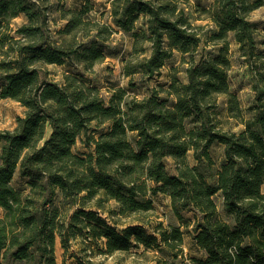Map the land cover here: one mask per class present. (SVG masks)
<instances>
[{"label":"trees","instance_id":"obj_1","mask_svg":"<svg viewBox=\"0 0 264 264\" xmlns=\"http://www.w3.org/2000/svg\"><path fill=\"white\" fill-rule=\"evenodd\" d=\"M185 1L111 0V23L89 17L86 3L64 10L55 32L51 0H0V99L24 108L14 129H0V264H58L59 237L66 253L82 238L75 264H105L94 260V245L106 257L158 249L167 256L160 264H264V102L244 120L230 87L228 41L234 33L264 90V40L250 19L264 0H214L205 11L219 49L199 59L207 42ZM118 32L133 40L126 77H161L179 52L187 80L174 67L143 98L125 88L105 97L87 74L111 55ZM50 66L72 70L58 81ZM222 97L241 132L222 128ZM216 143L225 154L217 173ZM17 172L28 190L13 185ZM150 194L171 199L180 225L153 226ZM191 226L201 257L184 254L182 228Z\"/></svg>","mask_w":264,"mask_h":264},{"label":"rangeland","instance_id":"obj_2","mask_svg":"<svg viewBox=\"0 0 264 264\" xmlns=\"http://www.w3.org/2000/svg\"><path fill=\"white\" fill-rule=\"evenodd\" d=\"M185 7L190 14L195 26L202 27L204 41L207 42L206 49L202 45L197 58L201 54H216L219 47L213 45L211 36L217 32V27L207 19L208 13L205 9H209L214 3V0H186ZM90 4L92 12L89 17L101 21H110L111 0H51V25L53 31L57 32L64 28L66 21L61 15L64 10L81 9L85 4ZM250 19L257 31L258 41L264 40V6L251 13ZM25 21L24 16L14 20L13 25L18 26ZM111 23V21H110ZM139 26L140 23H139ZM230 42L229 56L232 62L231 70L229 71V82L232 92H234L241 102L244 111V120L249 119L254 109L261 102H264V90L260 86L256 76L250 69L245 58L239 49V43L235 40V34L230 33L228 36ZM133 40L123 32L116 33L108 44L107 52L111 54L105 62L96 66L91 70L92 73L87 74L92 81L100 87L105 97H109L111 92L117 88H125L133 97L143 98L149 95L150 90L159 84H165L169 81L171 70L176 67L178 77L186 81L187 77L184 73L185 65H182V55L175 52L171 60L168 61L162 76L155 77L151 80L144 78L142 74L133 77H126L123 73L124 60L131 53ZM112 52V53H111ZM114 54V56L112 55ZM52 77L56 80H61V75L67 70H72L67 66H50ZM24 115V108L13 100L0 99V129L12 130L17 125V118ZM219 118L222 122V128L226 131L241 132L245 129L242 120L232 117L229 111V103L226 97L220 98L219 101ZM77 150H84V146L80 140L76 145ZM211 153L216 161L214 172H218L222 164L225 162L224 147L216 143ZM190 161L193 164V158L190 156ZM166 166L170 174H175L176 162L173 159L166 160ZM216 179L211 178L210 183L215 184ZM13 185L20 190H28L27 180L21 177L17 172ZM153 199L155 211L149 215V220L153 226L163 222L167 227L169 225H180L179 220L173 213L171 207V199L164 195L157 196L149 195ZM218 202L221 204V198L218 196ZM3 215V210L0 209V217ZM186 218H193V214H187ZM185 235L184 254L188 257H201L202 252L196 247L193 240L192 226L187 229L182 228ZM82 238L73 239L71 249L68 253L65 252L62 246L61 237L58 238L56 247V257L58 264H75L77 258L73 255L79 251V242ZM94 260L103 261L105 264H160V260L167 258L165 253L158 249H145L144 247L132 248L129 252L117 253L113 256L106 257L100 254L97 247L94 245ZM74 255V256H75Z\"/></svg>","mask_w":264,"mask_h":264}]
</instances>
